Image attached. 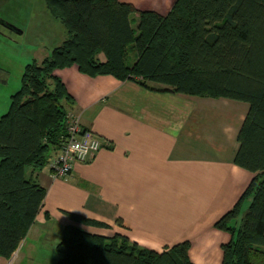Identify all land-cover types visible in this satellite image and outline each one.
<instances>
[{"label":"trees","instance_id":"obj_1","mask_svg":"<svg viewBox=\"0 0 264 264\" xmlns=\"http://www.w3.org/2000/svg\"><path fill=\"white\" fill-rule=\"evenodd\" d=\"M42 1L66 38L25 67L0 117V258L12 257L42 209L37 176L62 146L72 103L54 71L74 66L151 91L247 104L233 164L254 178L214 227L229 236L221 264H264V0H176L165 16L118 0ZM65 214L56 264H193L188 242L158 253Z\"/></svg>","mask_w":264,"mask_h":264},{"label":"crops","instance_id":"obj_2","mask_svg":"<svg viewBox=\"0 0 264 264\" xmlns=\"http://www.w3.org/2000/svg\"><path fill=\"white\" fill-rule=\"evenodd\" d=\"M118 1L161 16L176 2ZM54 75L72 98L67 111L101 149L75 163L65 178H54L48 163L39 172L45 199L24 239L34 233L57 251L69 221L65 213H73L109 226L90 228L94 234L120 235L158 253L188 242L193 264H221L229 236L214 225L254 178L233 164L248 107L225 98L151 91L112 76L92 78L74 66ZM23 248L0 264H17L12 260Z\"/></svg>","mask_w":264,"mask_h":264},{"label":"rangeland","instance_id":"obj_3","mask_svg":"<svg viewBox=\"0 0 264 264\" xmlns=\"http://www.w3.org/2000/svg\"><path fill=\"white\" fill-rule=\"evenodd\" d=\"M0 20L21 31V34H17L0 24L1 117L9 110L10 97L20 90L25 67L34 63L40 65L63 42L66 33L48 15L42 0H0ZM239 219L232 225L239 226ZM23 245L19 256H14L13 263L56 264L61 258L53 246L43 239H37L34 233L22 241L20 246Z\"/></svg>","mask_w":264,"mask_h":264},{"label":"built area","instance_id":"obj_4","mask_svg":"<svg viewBox=\"0 0 264 264\" xmlns=\"http://www.w3.org/2000/svg\"><path fill=\"white\" fill-rule=\"evenodd\" d=\"M66 136L59 152L48 162L54 178L67 177L75 163L89 160L101 149L99 141L88 130H83L79 118L72 112L66 116Z\"/></svg>","mask_w":264,"mask_h":264},{"label":"water","instance_id":"obj_5","mask_svg":"<svg viewBox=\"0 0 264 264\" xmlns=\"http://www.w3.org/2000/svg\"><path fill=\"white\" fill-rule=\"evenodd\" d=\"M0 24L3 25L4 27L8 28L10 31H13L17 34H21V31H18L17 29H15V27L5 23L4 21L0 20Z\"/></svg>","mask_w":264,"mask_h":264}]
</instances>
